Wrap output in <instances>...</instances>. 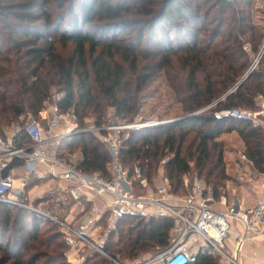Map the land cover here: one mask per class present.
I'll return each mask as SVG.
<instances>
[{"label": "trees", "instance_id": "1", "mask_svg": "<svg viewBox=\"0 0 264 264\" xmlns=\"http://www.w3.org/2000/svg\"><path fill=\"white\" fill-rule=\"evenodd\" d=\"M254 1L0 0V134L28 115L38 117L54 89L62 94L61 108H72L80 125L88 116L108 122V109L116 119L109 122H132L144 102L142 92L161 76L181 114L130 130L121 163L150 185L161 174L181 196L189 192L184 178L194 170L218 198V188L230 178L221 135L236 134L242 153L264 170L263 126L215 115L258 110L257 98L264 96V27L253 22ZM259 54L251 69L252 56ZM59 147L81 153L79 169L107 175L109 154L94 135L64 137ZM18 164L11 160L3 174ZM173 225L162 214L121 213L102 249L121 263L134 260L167 245ZM67 250L54 221L0 202V264H73ZM83 256L82 264H112L89 247ZM191 264L221 263L200 251Z\"/></svg>", "mask_w": 264, "mask_h": 264}, {"label": "built area", "instance_id": "2", "mask_svg": "<svg viewBox=\"0 0 264 264\" xmlns=\"http://www.w3.org/2000/svg\"><path fill=\"white\" fill-rule=\"evenodd\" d=\"M259 57L260 54L252 62L251 69L256 67ZM61 99L59 92L51 95L47 107L39 112V119L28 115L24 123L7 127L4 134H0V202L33 210L54 221L68 246L67 257L71 263L82 264L83 249L89 247L106 256L112 264H123L102 249L104 240L115 229L121 213L144 216L162 214L174 220L173 236L169 243L130 264H191L196 261L200 251L217 255L232 264H240L228 249L227 240L233 220L242 224L246 234L264 242V170L255 168L242 152L238 156L245 171L239 178L243 181L261 178L257 182L260 187L258 198L250 207H243L241 201L235 198L232 205L215 208L212 187L206 186L197 175L184 178V185L190 188L186 195L173 194L161 174L158 185L152 191H144L147 180L140 176L137 169L130 176L121 163L124 131L162 121L139 119L98 124L85 118L83 125H80L72 108H61ZM215 115L217 118L228 116L249 120L264 128V107L258 110L232 108ZM79 133H90L105 146L109 154L107 175L98 171H83L51 149L62 138ZM13 159L20 160L21 164L18 165L22 172L18 174L14 168L17 165H14L3 174V169ZM48 176L55 179L44 194L45 202H48L46 205H53L52 212L36 207L27 197V186L32 179ZM135 176L142 192H136ZM68 203H71L69 209L63 211ZM106 213L108 217L106 225H103L101 221ZM244 239L245 235L236 237V249Z\"/></svg>", "mask_w": 264, "mask_h": 264}, {"label": "rangeland", "instance_id": "3", "mask_svg": "<svg viewBox=\"0 0 264 264\" xmlns=\"http://www.w3.org/2000/svg\"><path fill=\"white\" fill-rule=\"evenodd\" d=\"M252 19H253L254 24H257L260 27H264V0H255L254 1L253 10H252ZM59 50L62 52L61 47H59ZM255 58L256 57L252 56L251 62L253 60H256ZM55 93H57L56 89L51 91V95H53ZM142 93H143V95H146V96L143 99L144 102L142 103V105L139 109V113L136 115L134 120L141 119L142 121L150 120V121L166 122V121H171V120L177 119L178 118L177 116L179 114H181V112H179V110H178V106L175 105V103L173 102L174 100L172 98V94H171L170 89L168 88V86L164 82V79L161 76L154 79L145 88V90ZM147 95H149V96H147ZM50 98H51V96H50ZM50 98L44 103L43 108L47 107V103L50 102ZM257 99H258V102L260 103L259 109H261L262 107H264V96H259ZM165 112H166V114H165ZM39 117H40V114H38L37 118L39 119ZM104 118L107 119L108 122L109 121H112V122L116 121V119L112 116V110L111 109H108L106 111ZM86 119L89 121L95 122V118L93 116H88V117H86ZM129 131L130 130H125L124 135L126 136ZM220 139L224 140V159L226 162V174L229 175L230 178L228 179V181H226L224 187L218 188L219 190L222 189V191H221L222 194L218 198L214 197L215 198L214 207L215 208L221 207L219 209H222V208H224L225 204L227 206H230L235 202L234 201L235 198H237L239 201H241V204L243 207H246L248 205L247 201H250L252 199L250 196H247V195H248V193H251L254 191L249 186L250 183H248L246 180L243 181L239 178L240 175L245 171V166L240 161L239 156H238V153L242 152L241 146L239 144V139L236 136V134H234V133H230V134L225 133V134L220 136ZM60 141L51 146V149L53 150V152L57 155H60L62 153V155L64 157H61V158L65 159L66 161H70V162L77 165L78 162L80 161V158H78L77 152L68 153L64 149H61V147H59ZM191 165H193V164H191ZM158 175H160V174H158ZM193 175H197V173L194 170L191 171V173H189L186 176L189 178V177H192ZM201 181L206 186H211V183H208L204 178H201ZM154 182H155L154 185L147 184L146 187H143L144 188L143 190L144 191H152L154 189V187H156L159 183V176H158V178L156 177V180ZM46 185L47 184L38 185L39 187L32 190L31 193L29 194V197H30V195L32 197V195H34L37 190H39V189L41 190V189L45 188ZM134 185L136 188V192H142V190H140L141 187H139L140 183H139L137 176H135ZM240 185H244L245 188L250 190V191L245 190L244 196L239 191L233 190V189H235V187H238ZM224 201H225V203L223 204ZM172 236H173V231L171 229L170 237H172ZM92 239H93V237H92ZM185 240L186 239H184V241ZM86 248L87 247H85L83 249V251L86 250ZM156 250H157V247H153V248L149 249L148 251H145L142 254H140L139 257L134 259V260L124 259L123 263L130 264L132 261H136L139 258H143L144 256H146L150 253H153ZM70 254L72 255L71 251H70ZM214 256H217V255H214ZM69 257L71 258L70 255H69ZM217 257H218L219 263H221V264H232L231 262H227V260H225L224 258H221L219 256H217Z\"/></svg>", "mask_w": 264, "mask_h": 264}, {"label": "crops", "instance_id": "4", "mask_svg": "<svg viewBox=\"0 0 264 264\" xmlns=\"http://www.w3.org/2000/svg\"><path fill=\"white\" fill-rule=\"evenodd\" d=\"M78 158L81 159V153L77 152ZM16 170H18V174L22 172V168L17 165L14 167ZM261 178H256L254 181H247L249 186L253 189L254 192L248 193L247 196H250L252 199L250 201H247V206L250 207L256 202V199L258 198V193H259V182ZM55 182V179L52 177H34L32 181L29 183L28 189H27V197L30 201V203L35 204L36 207L41 208L45 211H51L52 209L50 205H46L48 202H45V200H40V198L44 197V194L46 190ZM40 184H47L45 188L39 189L35 192L34 195H30L32 190L35 188L39 187L38 185ZM233 189V188H232ZM240 193L245 195V190H248L247 188L244 187V185H240L238 187H235V189ZM242 190V191H241ZM215 205V204H214ZM217 207V206H216ZM221 208V207H218ZM238 235H245V239L241 246L236 249V237ZM228 246H229V252L231 255H234L237 259V261L240 264H264V258H263V253H264V242L259 239V238H252L248 234L245 233L242 224L239 221L233 220L231 222V233L228 237ZM70 255V254H69Z\"/></svg>", "mask_w": 264, "mask_h": 264}, {"label": "water", "instance_id": "5", "mask_svg": "<svg viewBox=\"0 0 264 264\" xmlns=\"http://www.w3.org/2000/svg\"><path fill=\"white\" fill-rule=\"evenodd\" d=\"M255 62V61H254ZM189 116V115H188ZM186 117V116H185ZM182 118H184V117H182ZM175 120H177V119H175ZM171 121H174V120H171ZM171 121H166V122H162V123H159V124H163V123H168V122H171Z\"/></svg>", "mask_w": 264, "mask_h": 264}]
</instances>
